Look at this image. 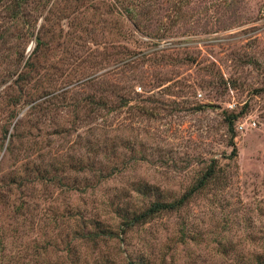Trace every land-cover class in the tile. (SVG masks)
Instances as JSON below:
<instances>
[{"label":"rangeland","instance_id":"obj_1","mask_svg":"<svg viewBox=\"0 0 264 264\" xmlns=\"http://www.w3.org/2000/svg\"><path fill=\"white\" fill-rule=\"evenodd\" d=\"M0 264H264V0H0Z\"/></svg>","mask_w":264,"mask_h":264},{"label":"trees","instance_id":"obj_2","mask_svg":"<svg viewBox=\"0 0 264 264\" xmlns=\"http://www.w3.org/2000/svg\"><path fill=\"white\" fill-rule=\"evenodd\" d=\"M215 174V168L214 166L210 165L204 174L202 175L201 179L198 181V183L191 188H189L184 194H182L178 199H175L174 201L164 202L155 200L152 201L149 206L142 210V211H131L127 213V224H132L133 222L141 221L151 214H154L157 211L161 210H167V209H173L175 207H179L181 204H183L184 200L187 196H189L195 189H197L202 184H205L206 180L214 176Z\"/></svg>","mask_w":264,"mask_h":264},{"label":"built area","instance_id":"obj_3","mask_svg":"<svg viewBox=\"0 0 264 264\" xmlns=\"http://www.w3.org/2000/svg\"><path fill=\"white\" fill-rule=\"evenodd\" d=\"M230 105H231V104H230ZM241 126H243V124H242V123L240 124V127H241Z\"/></svg>","mask_w":264,"mask_h":264}]
</instances>
